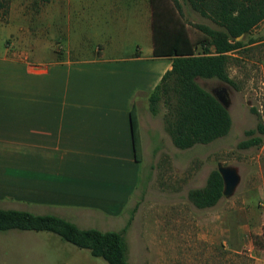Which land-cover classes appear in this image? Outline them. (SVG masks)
Returning <instances> with one entry per match:
<instances>
[{
	"label": "crops",
	"instance_id": "0c3cea01",
	"mask_svg": "<svg viewBox=\"0 0 264 264\" xmlns=\"http://www.w3.org/2000/svg\"><path fill=\"white\" fill-rule=\"evenodd\" d=\"M139 1L8 0L0 7V29L13 40L0 49L1 200L51 207L40 214L81 228L108 231L123 216L145 151L138 96L148 106L173 62L154 56L152 3ZM98 29L117 32L89 56L87 38L82 52L73 50L72 31ZM51 32L61 48L44 60L34 49ZM125 36H145L146 49L137 42L125 54Z\"/></svg>",
	"mask_w": 264,
	"mask_h": 264
},
{
	"label": "rangeland",
	"instance_id": "374dc122",
	"mask_svg": "<svg viewBox=\"0 0 264 264\" xmlns=\"http://www.w3.org/2000/svg\"><path fill=\"white\" fill-rule=\"evenodd\" d=\"M182 19L194 43L204 36L197 24L219 28L210 17L186 3ZM116 32L74 30L72 48L82 52L78 51L80 42L87 38L89 44L85 48L89 56L100 44H108ZM10 38L7 31L0 29V49L12 47ZM61 39L51 32L35 47V56L53 58L60 51L57 42ZM137 40L125 36V54L135 52L137 42L146 49L145 36H138ZM239 40L241 45L229 53L227 67L234 84L217 78L196 79L208 91L228 100L233 123L227 135L209 144L177 148L166 130L164 101L159 102L155 115L149 102L144 107V100L138 96L145 147L143 162L138 167V188L123 216L105 227L123 231L131 264H264V133L260 134L261 145L239 147L247 130L264 123V19ZM219 163L236 168L240 184L233 195L223 196L215 206L198 208L189 199V191L204 187ZM13 203L0 199V207L11 206L36 214L51 208ZM0 264L109 263L53 232L10 229L0 230Z\"/></svg>",
	"mask_w": 264,
	"mask_h": 264
},
{
	"label": "trees",
	"instance_id": "16d2710c",
	"mask_svg": "<svg viewBox=\"0 0 264 264\" xmlns=\"http://www.w3.org/2000/svg\"><path fill=\"white\" fill-rule=\"evenodd\" d=\"M8 0H0V7ZM153 8L154 56L173 59L172 68L162 77L149 96L153 114L164 101L166 130L177 148L189 149L196 144H209L232 128L229 109L216 96L202 87L197 78H217L234 84L228 72L229 53L236 50L239 37L249 33L264 19V0H151ZM183 3L203 16L210 17L219 28L197 24L203 33L197 43L183 21ZM1 16V14H0ZM201 46V51L198 47ZM132 130L137 160H140V131L132 111ZM264 123L246 131L240 148L262 144ZM224 181L218 171H211L206 185L189 191V199L201 209L215 206L223 197ZM35 230L58 234L79 248L109 264H131L123 231L81 228L76 223L55 215L36 214L14 208H0V230Z\"/></svg>",
	"mask_w": 264,
	"mask_h": 264
},
{
	"label": "water",
	"instance_id": "95a60500",
	"mask_svg": "<svg viewBox=\"0 0 264 264\" xmlns=\"http://www.w3.org/2000/svg\"><path fill=\"white\" fill-rule=\"evenodd\" d=\"M240 38V37H239ZM215 95V94H214ZM216 96V95H215ZM221 104L229 109V102L224 96H216ZM218 171L220 172L224 181L223 196H231L236 191L241 181V176L236 168L224 166L222 163L218 164Z\"/></svg>",
	"mask_w": 264,
	"mask_h": 264
}]
</instances>
